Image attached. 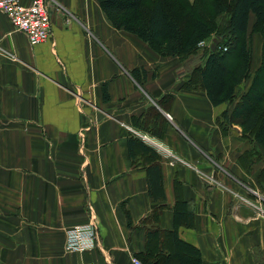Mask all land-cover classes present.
Returning a JSON list of instances; mask_svg holds the SVG:
<instances>
[{
    "label": "crops",
    "instance_id": "1",
    "mask_svg": "<svg viewBox=\"0 0 264 264\" xmlns=\"http://www.w3.org/2000/svg\"><path fill=\"white\" fill-rule=\"evenodd\" d=\"M48 12L51 37L34 46L0 13V264H163L173 235L200 264H264V150L219 126L261 46L234 100L213 106L183 86L186 55L113 28L96 0ZM88 224L96 246L67 253L66 231Z\"/></svg>",
    "mask_w": 264,
    "mask_h": 264
},
{
    "label": "trees",
    "instance_id": "2",
    "mask_svg": "<svg viewBox=\"0 0 264 264\" xmlns=\"http://www.w3.org/2000/svg\"><path fill=\"white\" fill-rule=\"evenodd\" d=\"M109 24L137 37L157 53L168 57L190 55L202 47L213 33L207 24L195 15L194 2L187 0H96ZM215 16L228 15L226 32L215 35V50L206 55L201 68L194 69L184 83L186 89L203 91L211 105L230 103L236 88L250 76L251 45L246 37L249 17L255 27H264V0H211ZM198 16V15H197ZM199 17V16H198ZM213 38V39H215ZM136 70L131 72L136 79ZM197 78L195 81L192 76ZM106 99V96H105ZM234 124L250 133L253 141L264 150V38L261 64L252 76L246 95L240 97L231 114L224 113L219 120L221 128ZM254 151L252 152V154ZM157 169L149 171V189L160 194ZM185 215L177 214L176 223ZM171 247L161 245L159 255L163 264H200L198 253L171 236ZM173 261V262H172Z\"/></svg>",
    "mask_w": 264,
    "mask_h": 264
},
{
    "label": "built area",
    "instance_id": "3",
    "mask_svg": "<svg viewBox=\"0 0 264 264\" xmlns=\"http://www.w3.org/2000/svg\"><path fill=\"white\" fill-rule=\"evenodd\" d=\"M49 0H32L23 6L18 0H0V13L9 20L16 32L22 33L31 46L46 42L51 37V24L48 12ZM202 45V43L200 44ZM94 224L74 226L66 231L65 251L82 253L93 249L97 244ZM135 264H140L133 260ZM76 264H95L78 262Z\"/></svg>",
    "mask_w": 264,
    "mask_h": 264
},
{
    "label": "rangeland",
    "instance_id": "4",
    "mask_svg": "<svg viewBox=\"0 0 264 264\" xmlns=\"http://www.w3.org/2000/svg\"><path fill=\"white\" fill-rule=\"evenodd\" d=\"M187 1L190 4H191V2L192 3L194 2V8L196 10L195 16L197 18H201L202 21L207 22V24H211V26L213 28V33L210 36V38L206 41V43L202 47L197 48V51L191 53L190 55L185 56V64H186L187 68H191V71H193L196 67H198V68L202 67L206 55L210 52L209 47L213 43L212 39L215 38V35L220 34V33L224 34L226 32L228 15L225 14V15L215 16L213 14L211 6H210L211 0H187ZM253 20H254L253 17H251L250 26L254 22ZM254 27H255V23L250 28L251 32L248 35V40L250 41V45H251V49H252V51H251L252 59L253 58L255 59V57H256L255 53H257L259 51L258 48L260 46L262 48V44H259V40H261V38L263 40V38H264V27L258 26L257 30H255ZM260 36H261V38H260ZM261 53H262V51H261ZM191 73L192 72H189V77L191 76ZM195 75L196 74H194V76H192V78L196 81L197 78L195 77Z\"/></svg>",
    "mask_w": 264,
    "mask_h": 264
},
{
    "label": "water",
    "instance_id": "5",
    "mask_svg": "<svg viewBox=\"0 0 264 264\" xmlns=\"http://www.w3.org/2000/svg\"><path fill=\"white\" fill-rule=\"evenodd\" d=\"M219 40H221V38H219V39H216V38L213 39V43L210 46L212 51L215 50V47H216V45H217V43H218Z\"/></svg>",
    "mask_w": 264,
    "mask_h": 264
}]
</instances>
